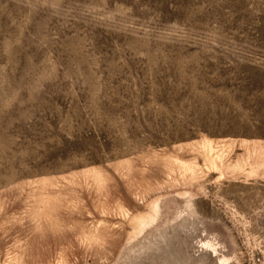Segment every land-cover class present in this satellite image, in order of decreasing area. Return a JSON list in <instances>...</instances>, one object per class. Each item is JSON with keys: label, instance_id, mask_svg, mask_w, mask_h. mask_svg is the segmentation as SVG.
<instances>
[{"label": "rangeland", "instance_id": "obj_1", "mask_svg": "<svg viewBox=\"0 0 264 264\" xmlns=\"http://www.w3.org/2000/svg\"><path fill=\"white\" fill-rule=\"evenodd\" d=\"M0 264H264V0H0Z\"/></svg>", "mask_w": 264, "mask_h": 264}]
</instances>
